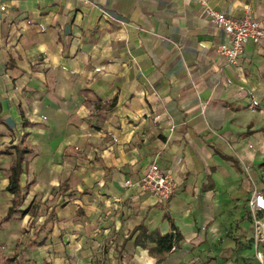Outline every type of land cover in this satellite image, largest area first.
Wrapping results in <instances>:
<instances>
[{"label":"crops","instance_id":"1","mask_svg":"<svg viewBox=\"0 0 264 264\" xmlns=\"http://www.w3.org/2000/svg\"><path fill=\"white\" fill-rule=\"evenodd\" d=\"M209 3L264 19V0ZM223 41L195 0H0V264H264V42L231 66ZM18 144L26 197L1 223ZM152 163L167 204L138 186ZM139 225L181 241L157 263Z\"/></svg>","mask_w":264,"mask_h":264},{"label":"built area","instance_id":"2","mask_svg":"<svg viewBox=\"0 0 264 264\" xmlns=\"http://www.w3.org/2000/svg\"><path fill=\"white\" fill-rule=\"evenodd\" d=\"M203 9L209 22L224 34V41L216 49V54L223 58L229 65L236 66L246 44H260L264 42V19L251 16L249 10L239 19L227 17L222 12L215 10L209 0H195ZM111 19L108 14L103 13ZM248 168V163H243ZM130 181H125L123 187H131ZM145 194L151 195L161 204H167L174 194L176 182L173 175L161 170L157 163H152L138 183ZM251 212H260L264 216V194L254 191L248 199ZM256 243L264 246V222L255 220ZM175 234V231H172ZM175 247L172 248L174 250ZM257 259L263 262V253L256 254Z\"/></svg>","mask_w":264,"mask_h":264},{"label":"trees","instance_id":"3","mask_svg":"<svg viewBox=\"0 0 264 264\" xmlns=\"http://www.w3.org/2000/svg\"><path fill=\"white\" fill-rule=\"evenodd\" d=\"M10 149L14 150L15 158L9 168V184L7 192L12 194L14 198L12 199V205L9 208L7 215L1 220V223L7 222L13 214H17L25 200L26 194L19 186V179L22 173V163L26 155L32 152V150L22 144H18L13 148H9V150ZM225 159L229 160V158L226 157ZM131 237H134V244L145 249L151 258L156 259L157 263L162 262L166 255L172 251V248L176 247L181 241V236L177 231H175V234L170 232L162 235L157 231L148 232L143 225L136 227L130 234L129 238ZM33 244L35 243H32L31 245ZM117 256H120V252H118ZM16 260L17 256H14L6 263H11Z\"/></svg>","mask_w":264,"mask_h":264},{"label":"rangeland","instance_id":"4","mask_svg":"<svg viewBox=\"0 0 264 264\" xmlns=\"http://www.w3.org/2000/svg\"><path fill=\"white\" fill-rule=\"evenodd\" d=\"M252 215L254 216V218L256 219V220H260V221H263L264 222V220H263V216H262V214L260 213V212H252Z\"/></svg>","mask_w":264,"mask_h":264}]
</instances>
